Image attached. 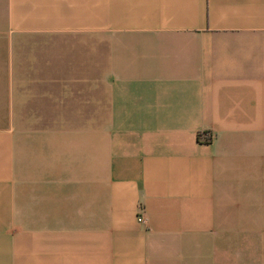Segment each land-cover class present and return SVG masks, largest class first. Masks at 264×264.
<instances>
[{
  "label": "crops",
  "instance_id": "1",
  "mask_svg": "<svg viewBox=\"0 0 264 264\" xmlns=\"http://www.w3.org/2000/svg\"><path fill=\"white\" fill-rule=\"evenodd\" d=\"M0 264H264V0H0Z\"/></svg>",
  "mask_w": 264,
  "mask_h": 264
},
{
  "label": "rangeland",
  "instance_id": "2",
  "mask_svg": "<svg viewBox=\"0 0 264 264\" xmlns=\"http://www.w3.org/2000/svg\"><path fill=\"white\" fill-rule=\"evenodd\" d=\"M25 99V96L24 95H20V102L19 104L20 105H24L23 107H20V116L19 118L17 119L16 118V123H18V125L21 127V126H27V125H34V124H41L43 121L47 120L46 118H42V117H27L28 114L30 113H36L34 112V108H33V101L30 102V109L31 111L30 112H27V105H26V101L24 100ZM31 100H33V97L31 96L30 97ZM9 102H8V106H9ZM41 104V102L39 103ZM26 105V106H25ZM53 105L55 106H59V103L58 102H55ZM63 105V103L60 104V106ZM6 111V110H4ZM28 113V114H27ZM52 120H56L55 118H52ZM44 124V123H42ZM2 125L4 126H10L11 125V119L10 118H7V117H4L2 118ZM141 214V213H139ZM137 215V214H136ZM142 216V214H141ZM136 218V216H135ZM143 218V216H142ZM144 220V218H143Z\"/></svg>",
  "mask_w": 264,
  "mask_h": 264
},
{
  "label": "built area",
  "instance_id": "3",
  "mask_svg": "<svg viewBox=\"0 0 264 264\" xmlns=\"http://www.w3.org/2000/svg\"><path fill=\"white\" fill-rule=\"evenodd\" d=\"M208 137H210V135H208L207 138H208ZM136 220H137V221H140V222L143 221V218H142L141 214L138 213V214L136 215Z\"/></svg>",
  "mask_w": 264,
  "mask_h": 264
}]
</instances>
